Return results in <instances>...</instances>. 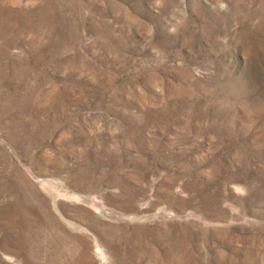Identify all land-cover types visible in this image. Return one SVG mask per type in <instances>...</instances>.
Wrapping results in <instances>:
<instances>
[{"label": "rangeland", "instance_id": "1", "mask_svg": "<svg viewBox=\"0 0 264 264\" xmlns=\"http://www.w3.org/2000/svg\"><path fill=\"white\" fill-rule=\"evenodd\" d=\"M0 264H264V0H0Z\"/></svg>", "mask_w": 264, "mask_h": 264}]
</instances>
